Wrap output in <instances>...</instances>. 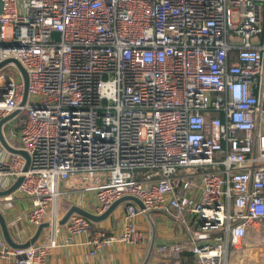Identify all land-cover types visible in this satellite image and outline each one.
I'll use <instances>...</instances> for the list:
<instances>
[{"label": "built area", "instance_id": "2783aa9c", "mask_svg": "<svg viewBox=\"0 0 264 264\" xmlns=\"http://www.w3.org/2000/svg\"><path fill=\"white\" fill-rule=\"evenodd\" d=\"M7 60L27 71L28 98L1 70L0 122L18 112L16 149L30 167L0 155V188L24 178L30 225L56 212L61 183L82 176L97 178L86 188L96 216L124 198L144 206L125 202L128 224L114 234L72 215L68 242L89 235L92 255L145 243L134 220L148 212L185 232L159 249L166 260L226 264L249 235L264 238V0H0ZM64 246L0 238V259L47 264Z\"/></svg>", "mask_w": 264, "mask_h": 264}, {"label": "crops", "instance_id": "0c3cea01", "mask_svg": "<svg viewBox=\"0 0 264 264\" xmlns=\"http://www.w3.org/2000/svg\"><path fill=\"white\" fill-rule=\"evenodd\" d=\"M264 131V122L262 125ZM5 137L10 140L15 148H20L16 141L19 134V126L16 121H10L3 128ZM7 152L0 144V155ZM99 177V176H98ZM92 180L93 184H89ZM97 178L85 179L77 176L66 183H61L59 188L62 193L58 202L57 210L54 212L50 209L44 216L43 224H49L32 246L49 245L53 238L56 237L59 243L65 246L55 251L47 260V264H143L147 258L151 244V226L146 216H138L134 224L145 234V243L135 245L112 244L104 250H99L92 255V248L87 245L91 237L81 235L69 240V233L65 225L61 226L59 222L64 218L72 207H78L86 212L95 214L96 194L87 191L86 188L95 185ZM8 188H0V191H6ZM7 197H0V212L3 215L12 240L18 245H25L30 242L36 235L38 228L29 223V216L32 210V200L24 197L20 192ZM125 204H121L107 219L102 222H92L90 231L105 232L107 234L118 233L128 224L124 217ZM154 217V218H153ZM156 223L157 234L155 248L148 264H196V258L190 253H184L179 258L163 259L159 254V249L164 244H172L181 241L185 232L172 217L153 216ZM0 238H4L3 232ZM263 237L249 235L244 246L240 249L243 253L240 255L229 256L226 264H262V244ZM10 246V245H9ZM231 250V249H230ZM0 264H17L16 259H0Z\"/></svg>", "mask_w": 264, "mask_h": 264}, {"label": "water", "instance_id": "95a60500", "mask_svg": "<svg viewBox=\"0 0 264 264\" xmlns=\"http://www.w3.org/2000/svg\"><path fill=\"white\" fill-rule=\"evenodd\" d=\"M54 36H59V34L55 33ZM11 62L15 63L17 68L20 70L22 78H23V81H24V84H25L24 100L22 102V105H25V103L27 101V98H28V89H29V76H28L27 71L23 68V66L19 62L15 61V60L4 61L2 64H0V71L3 70L6 66H8ZM17 114H18V112L14 113V114L6 117V118H4L0 122V144L2 145V147L7 152H9L11 154H15V155H20L26 160L25 171L27 172L29 170V167H30V157H29V155L23 150L16 149V148L10 146L8 144L6 138H5L4 133H3L4 126L7 123H9L15 116H17ZM23 180H24V178L21 177L8 190L0 191V197H8V196L14 194L18 190L20 185L22 184ZM127 201L134 202L141 209H144V206L142 205V203L138 199L132 198V197L124 198V199L114 203L106 213H104L103 215H100V216H96L94 214L86 212L85 210H83L81 208H78V207H72L67 212V214L64 216V218L59 222V224L61 226H64L68 222L70 217L72 215H74V214L81 215V216L87 218L88 220H90L91 222H94V223L102 222L105 219H107L121 204H123V203H125ZM146 217L149 220L150 226H151V244H150V248H149V251H148L147 258L145 259L143 264H148L150 259H151V257H152V254H153V251H154V248H155L156 234H157L156 223L154 222V220L152 218V214L150 212H148V213H146ZM0 225H1L2 232H3L5 240L8 242L10 247H12L14 249H28L31 245H33V244H35L37 242V240L40 237V235L43 232V230L45 228L50 227L49 224H42L38 228V231H37L35 237L30 242H28L25 245H18L12 240V238L10 236V233H9V230H8L7 223H6L3 215L1 214V212H0Z\"/></svg>", "mask_w": 264, "mask_h": 264}, {"label": "rangeland", "instance_id": "374dc122", "mask_svg": "<svg viewBox=\"0 0 264 264\" xmlns=\"http://www.w3.org/2000/svg\"><path fill=\"white\" fill-rule=\"evenodd\" d=\"M2 72H5L7 74L12 75L13 77H16L17 81H19V82L23 80L20 70L16 67L6 66L2 70ZM89 184H91V185L93 184L92 180L89 182ZM241 253H243V250H236L233 248H231V250H230L231 256L240 255Z\"/></svg>", "mask_w": 264, "mask_h": 264}]
</instances>
